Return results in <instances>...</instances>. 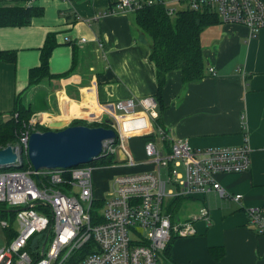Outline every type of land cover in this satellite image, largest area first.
Returning <instances> with one entry per match:
<instances>
[{
  "label": "crops",
  "instance_id": "obj_1",
  "mask_svg": "<svg viewBox=\"0 0 264 264\" xmlns=\"http://www.w3.org/2000/svg\"><path fill=\"white\" fill-rule=\"evenodd\" d=\"M116 1L36 0L37 13L27 23L0 26V53L11 52V58L0 57V115L9 117L17 106L46 130L74 121L131 130L142 124L131 114L121 123L125 119L115 103L152 97L156 123L193 149L239 146L246 134L249 169L215 177L227 193L240 194V202L213 189L182 198L178 216L188 220L203 206L215 226L207 232L209 218L203 234L195 228L197 234L174 235L166 259L168 264H264V235L249 225L246 214L264 208V28L251 36L242 25H208L200 34L204 76L185 82L179 69L170 70L159 89L150 38L139 29L135 11L106 13ZM144 122L153 134L151 122ZM131 134L123 139L125 150L109 156L112 164L96 166L106 177L95 175L97 199L106 196L116 176L154 168L144 162L148 138ZM133 141L139 143L135 157L126 145ZM126 156L135 163H125ZM191 208L198 210L187 215Z\"/></svg>",
  "mask_w": 264,
  "mask_h": 264
},
{
  "label": "built area",
  "instance_id": "obj_2",
  "mask_svg": "<svg viewBox=\"0 0 264 264\" xmlns=\"http://www.w3.org/2000/svg\"><path fill=\"white\" fill-rule=\"evenodd\" d=\"M160 2L169 16L180 10L206 9L215 13L221 23L247 27L251 36L264 28V0ZM0 3L32 8L36 0ZM152 3L153 0H117L106 13L135 11ZM115 108L120 111V119L131 114L142 126L131 130L112 126L115 140L103 142L98 159L124 151L123 139L133 132L148 138L143 145L144 162L152 163L154 168L116 176L106 196L97 199L93 194L94 165L35 171L27 158L33 131H24L15 143L7 145L14 148L16 161L0 167V227L6 235V243L0 247V264H66L72 252L88 243L92 244L91 252L77 264H157L173 235H194L196 229L190 221L209 219L208 209L202 206L190 220L173 223L167 210L173 199L213 189L240 202L242 196L227 193L215 177L249 169L246 134L239 146L193 149L156 123L159 112L152 97L117 101ZM137 112L144 115L143 119ZM145 119L151 122L153 134L149 133L151 127L144 126ZM124 161L128 165L135 163L127 156ZM162 169L169 175L167 180L162 178ZM167 184L175 190L167 189ZM246 214L249 225L264 235V208H249Z\"/></svg>",
  "mask_w": 264,
  "mask_h": 264
},
{
  "label": "trees",
  "instance_id": "obj_3",
  "mask_svg": "<svg viewBox=\"0 0 264 264\" xmlns=\"http://www.w3.org/2000/svg\"><path fill=\"white\" fill-rule=\"evenodd\" d=\"M37 8H24L18 5H0V26L20 25L27 23L37 13ZM136 22L151 41L150 60L156 66L158 88L160 89L164 75L167 71L179 69L183 81H197L204 76V62L201 55L200 34L210 24L219 22L218 16L206 9L202 10H180L169 16L160 0H153L152 4H144L135 10ZM46 53V52H45ZM11 58V52L0 53V57ZM14 114L18 116L14 117ZM30 113L22 107H15L10 118L4 119L0 115V148L15 143L17 132L9 127L10 123H17L22 127V122H27ZM4 119V120H3ZM83 122L74 121L72 125H82ZM106 127V122L95 124ZM14 128V129H15ZM43 129L42 131H45ZM16 133V135H15ZM11 134V136H10ZM112 157H103L93 161L91 164L109 165L113 163ZM95 166V165H94ZM181 197L173 199L168 206L172 213V221L182 206ZM174 215V216H173ZM170 241L167 244L164 257L168 258ZM92 244L88 243L79 250L72 252L66 264H77L86 254L91 252Z\"/></svg>",
  "mask_w": 264,
  "mask_h": 264
},
{
  "label": "water",
  "instance_id": "obj_4",
  "mask_svg": "<svg viewBox=\"0 0 264 264\" xmlns=\"http://www.w3.org/2000/svg\"><path fill=\"white\" fill-rule=\"evenodd\" d=\"M106 140H115V132L103 126L35 131L29 136L27 158L35 171L69 169L97 160ZM16 158L13 147L0 148V167L14 163Z\"/></svg>",
  "mask_w": 264,
  "mask_h": 264
},
{
  "label": "rangeland",
  "instance_id": "obj_5",
  "mask_svg": "<svg viewBox=\"0 0 264 264\" xmlns=\"http://www.w3.org/2000/svg\"><path fill=\"white\" fill-rule=\"evenodd\" d=\"M2 3H0V5H1ZM3 5H5V4H3ZM116 112H120V111H116ZM18 116V115H17ZM5 120L6 119H8V118H10V116L9 117H3ZM3 119V120H4ZM16 122H15V124L14 123H10L9 125H11V126H9L12 130H13V132H15L14 130H20V131H18L17 132V135H16V133H15V135H16V139L17 138H19L20 136H21V134L24 132V131H26V130H28V131H33V132H35V131H42L43 129H45L44 128V126H43V124H42V126H41V123L40 124H37V122L33 119V117H31L30 115H29V117H27V122H22V127L21 126H19V125H17V128H15V126H16ZM82 125H86V126H90V125H87V124H82ZM99 126H102V125H99ZM90 127H97V126H90ZM104 127V126H103ZM15 128V129H14ZM106 128H111V129H113L112 128V123L111 122H109L107 125H106ZM47 131V130H46ZM10 136H11V134H10ZM126 145H127V147H128V149H129V151L132 153V155L135 157V156H137L138 155V153H139V143L137 142V141H133V142H131V143H126ZM25 162H27V159L25 158ZM91 164V163H90ZM93 165H95L94 166V170L92 171V181H93V186L95 187V189L97 188V186H98V182H97V179H96V176L95 175H97V177L98 178H100V179H102V180H105V176H104V172H103V170H100L101 168H96V166H103V165H99L98 163H94ZM161 174H162V178L164 179V180H167L168 179V174L165 172V170H161ZM167 189H171V190H175L174 189V187L171 185V184H167ZM230 194V193H229ZM232 194V193H231ZM234 195V194H233ZM96 198V197H95ZM197 210H198V208H191V209H188V210H186V214L188 215V214H191V213H195V212H197ZM174 216V215H173ZM172 218H174V217H172ZM209 218H210V223H212V225H211V227L210 228H208L207 229V232H210L213 228H214V226H215V221H214V219L213 218H211L210 216H209ZM174 221H172L173 223H182V222H184V221H186L185 220V216H181V215H179L178 217L176 216L175 217V219H173ZM195 228L197 229V233L198 234H203L204 232H205V230L204 229H202V227H205L206 226V220H201V221H199V222H197L195 225ZM202 229V230H201ZM196 233V234H197ZM6 235H5V232H4V230L0 227V247H3L4 245H5V243H6V237H5ZM174 237V235L171 237V239ZM185 237H187V236H185ZM133 239H134V237H133ZM171 239H170V242H171ZM171 244V243H170ZM156 263L157 264H168L169 263V260L168 259H166V257H164V255H163V253H161L159 256H158V258H157V261H156Z\"/></svg>",
  "mask_w": 264,
  "mask_h": 264
}]
</instances>
